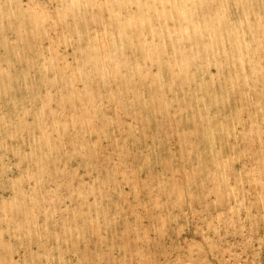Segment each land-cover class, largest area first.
Wrapping results in <instances>:
<instances>
[{
  "label": "rangeland",
  "instance_id": "1",
  "mask_svg": "<svg viewBox=\"0 0 264 264\" xmlns=\"http://www.w3.org/2000/svg\"><path fill=\"white\" fill-rule=\"evenodd\" d=\"M148 3L0 0V264H264V0Z\"/></svg>",
  "mask_w": 264,
  "mask_h": 264
},
{
  "label": "bare ground",
  "instance_id": "2",
  "mask_svg": "<svg viewBox=\"0 0 264 264\" xmlns=\"http://www.w3.org/2000/svg\"><path fill=\"white\" fill-rule=\"evenodd\" d=\"M96 1H97V0H96ZM108 1H109V0H108ZM113 1H114V0H113ZM105 2H106V1H105ZM181 2H182V1H181ZM187 2H188V1H187ZM136 3H137V2H136ZM149 3H150V4H149ZM149 3H148V7H150V9H151V8H152V4H154V0H149ZM175 3H177V2H175ZM87 4H88V3H87ZM107 4H109V3H107ZM181 4H182V3H181ZM190 4H191V3H190ZM90 5H91V4H90ZM95 5H96V4H95ZM105 5H106V4H105ZM105 5H104V6H105ZM185 5H186V4H185ZM107 6H108V5H107ZM125 6H126V5H125ZM191 6H192V5H191ZM75 7H76V6H75ZM93 7H95V6H93ZM189 7H190V6H189ZM76 9H77V8H76ZM120 9H121V8H120ZM176 9L179 10L177 7H176ZM180 9H181V8H180ZM186 9H187V8H186ZM186 9H185V10H186ZM189 9H190V8H189ZM191 9H192V8H191ZM106 10H108V9H106ZM187 10H188V9H187ZM185 12H186V11H185ZM72 13H73V12H72ZM77 13H78V12H77ZM127 13H128V12H127ZM112 14H113V13H112ZM112 14H111V15H112ZM142 14H144V13H141V12L139 11L138 13L135 14V16H131L132 21H135V22H137V21H142V22H143L142 19H145V17H146V20H145V21L148 22V21H149V15L147 14V16H143ZM111 15H110V16H111ZM127 15H128V14H127ZM183 15H184V14L180 13V16H183ZM75 16H76V15H75ZM73 17H74V16H73ZM114 17H115V16H114ZM114 17H112V18L114 19ZM116 17H117V16H116ZM111 21H112V20H111ZM116 21H117V20H116ZM206 21H207V20H206ZM196 22H197V21H196ZM207 22L209 23V21H207ZM34 23L36 24V21H34ZM38 23H39V22H38ZM40 23H41V22H40ZM40 23H39V24H40ZM208 23H207V24H208ZM41 24H42V23H41ZM247 24H248V23H247ZM115 25H116V24H115ZM115 25H114V26H115ZM141 25H142V24H141ZM205 26H206V24H205ZM212 26H213V25H212ZM115 27H116V29H117L119 26H115ZM204 28H205V27H204ZM206 28H209V27H206ZM116 29L114 28V30H115L116 32H118ZM120 29H123V28L120 26ZM129 29H130V28H129ZM114 30H113V31H114ZM125 30H126V29H125ZM123 31H124V30H123ZM123 31H121V32H123ZM119 32H120V30H119ZM119 32H118V33H119ZM124 33H125V32H124ZM213 34H214V33H213ZM125 35L127 36L126 33H125ZM128 35H129V34H128ZM137 35H139V34L137 33ZM115 36H116V35H115ZM235 36H236V35H235ZM128 37H129V36H128ZM130 37H131V36H130ZM130 37L128 38V40L130 39ZM210 37H211V36H210ZM95 38H96V37H95ZM109 38L111 39V37H109ZM118 38H119V37H118ZM126 38H127V37H126ZM96 39H97V38H96ZM96 39H95V42L98 41V40L96 41ZM121 39H124V38H121ZM136 39H137V38H136ZM104 41H105V40H104ZM130 41H132V40H130ZM130 41H129V42H130ZM236 41H237V40H236ZM93 42H94V41H93ZM95 42H94L93 44H98V43H95ZM105 42H107V41H105ZM124 42H125V40H124ZM129 42H127V43L130 44ZM139 42H141L140 39H139ZM238 42H239V40H238ZM249 42H250V41H249ZM251 42H252V41H251ZM251 42H250V45L252 44ZM122 43H123V42H122ZM131 43H132V42H131ZM231 43H232V42H231ZM243 43H244V42H243ZM255 43H256V42H255ZM109 44H110V41H109ZM134 44H135V43H134ZM134 44H133L132 46H135ZM139 44H140V43H139ZM238 44H239V43H238ZM244 44H245V43H244ZM103 45H105V44H103ZM250 45H248V46H250ZM93 46H94V45H93ZM96 47H97V46H96ZM126 47H127V45H126ZM244 47H245V46H244ZM250 47H251V46H250ZM254 47H255V46H254ZM98 48H99V47H98ZM114 48H115V47H114ZM114 48H113V49H114ZM128 48H129V47H128ZM130 48H131V47H130ZM248 48H249V47H247V48L245 47V49H248ZM95 49H96V48H95ZM107 49H108V48H107ZM110 49H111V48H110ZM249 49H250V48H249ZM98 51H99V50H98ZM120 51H121V50H120ZM251 51H252V50H251ZM96 52H97V49H96ZM108 52H109V51H108ZM248 52L250 53V51H248ZM255 52H256V51H255ZM104 53H107V52H104ZM246 53H247V52H246ZM249 53H248V54H249ZM99 54H100V53H99ZM250 54H251V53H250ZM252 54H253V53H252ZM99 56H101V55H99ZM192 56H193V55H192ZM96 57H97V55H96ZM256 57H257V56H256ZM99 58H100V57H99ZM105 58H107V57H105ZM94 59H95V57H94ZM105 60H106V59H105ZM239 60H240V59H239ZM187 61H188V60H187ZM240 61H241V60H240ZM183 64H184V63H183ZM179 68H181V67H179ZM82 69H83V68H82ZM88 70H89V69H88ZM209 122H210V121H209Z\"/></svg>",
  "mask_w": 264,
  "mask_h": 264
}]
</instances>
